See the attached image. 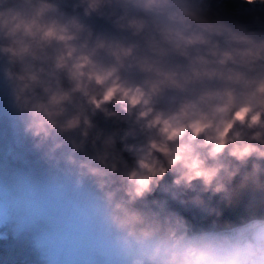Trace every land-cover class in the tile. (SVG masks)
<instances>
[{
    "label": "clouds",
    "instance_id": "clouds-1",
    "mask_svg": "<svg viewBox=\"0 0 264 264\" xmlns=\"http://www.w3.org/2000/svg\"><path fill=\"white\" fill-rule=\"evenodd\" d=\"M0 61L38 147L70 145L75 163L90 142L82 174L101 188L119 180L109 198L121 189L128 198L115 204L121 227L144 222L126 204L154 195L169 175L174 186L199 181L213 195L264 183V8L246 22L222 0H0ZM100 114L125 126L105 133ZM238 200L228 195L224 207ZM212 213L214 224L233 223L223 208ZM165 227L157 219L140 231L148 238ZM168 235L183 239L170 226ZM259 255L250 248L221 257L189 245L166 264H243Z\"/></svg>",
    "mask_w": 264,
    "mask_h": 264
},
{
    "label": "water",
    "instance_id": "water-1",
    "mask_svg": "<svg viewBox=\"0 0 264 264\" xmlns=\"http://www.w3.org/2000/svg\"><path fill=\"white\" fill-rule=\"evenodd\" d=\"M2 68L3 61H0V153L9 164L20 169L27 176L34 179H52L68 174L78 175L85 186L106 199L116 224L135 236L143 235L140 229L153 224L157 219L165 221L166 227L152 237L166 240L174 239L168 235V226L176 229L177 237L191 238L206 232L232 231L253 221H264V183L256 185L249 181L247 187L243 189H236L235 192L228 194L213 195L210 192H203V187L199 181L195 182L194 189L174 186L171 184L173 177L169 175L154 195L138 200L135 204H126L129 209H140L145 216L144 222L121 227L115 217L120 216L122 218L123 213L115 208V204L121 201L126 203L128 198L122 189L116 192L112 199L109 198V193L119 186V180L101 188L95 178L82 174L79 161L84 159L86 154H94L90 142L86 146L85 152L74 154L76 157L75 163L68 159L70 155H73L70 145H65L55 152L50 150L51 142L38 147V138H34L27 131L26 118L15 106L11 89L4 79ZM95 120L99 127L105 130V133L111 132L117 127L123 128L125 126L114 120H106L102 114L95 117ZM119 147H122V145L118 144ZM123 155L131 165L133 158L130 154L125 152ZM260 163L264 165V160ZM251 167L252 161H249L245 166H241V174L236 177L237 184H239L245 173L250 172ZM260 179L264 181V170L260 173ZM233 188L234 185H229L230 190ZM236 192L239 194L238 205L224 207L226 196L235 195ZM194 195L202 196L203 202L192 200L191 198ZM213 208H223L225 216L231 219L233 223L230 225L214 224L212 222ZM178 216L187 217L188 224L177 226ZM133 227L135 231H130V228ZM6 246L10 247L11 245Z\"/></svg>",
    "mask_w": 264,
    "mask_h": 264
},
{
    "label": "rangeland",
    "instance_id": "rangeland-1",
    "mask_svg": "<svg viewBox=\"0 0 264 264\" xmlns=\"http://www.w3.org/2000/svg\"><path fill=\"white\" fill-rule=\"evenodd\" d=\"M264 8V5H244L243 7L236 8V12L234 14H237L241 19L245 20L246 22H251L252 16L255 12H257L259 9ZM3 165V162L2 164ZM65 178H70V175L64 176ZM75 178V177H74ZM76 180V178L74 179ZM78 180V179H77ZM29 178L25 174H21L17 172L15 174V180H13V184H8L5 177L0 173V226L10 220H17L19 221L20 228H24L28 225H33L37 220L41 219V216L45 213L46 207L48 204L52 203L57 196V190L54 188H51L49 190H43V191H35V194H32L31 197L27 198L26 196L28 192L34 193L33 190L34 187L32 185H29ZM75 184H77L78 188L84 189L83 184H79L78 181H75ZM85 190V189H84ZM87 190V207H83L79 202H75L74 206L67 218L69 217V220L71 221L72 228L74 229L76 225H80L82 230H88L90 229L91 238L92 239V245L94 247L98 248V253L100 254L101 258L107 259L110 264H113L112 262V247H113V240H115L116 244L119 246L120 249H123L126 256H130L133 253H136L137 251L142 250L143 252L147 253L148 255L153 256L155 259H159L160 255L155 254V250L157 249L155 247L156 241L160 242L159 247L161 250L163 249H171L170 245H167L163 242V239L160 238H154V237H148L145 238L143 235L141 236H135L132 233L130 235L122 234L121 232H116L115 236L113 237L112 234L108 236V234H103V226L106 225H116L115 220L112 218V214L110 211V208L108 206V203L106 199L102 198L100 195H98L94 190L86 187ZM26 200V202H25ZM32 206V213L30 216V219L25 221L22 220V210L23 207H26V209L29 208V206ZM23 208V209H22ZM95 211L97 210L98 217L92 216L91 212L89 211ZM104 221V222H102ZM101 222V223H100ZM256 223L259 221H255ZM49 226L40 228L38 230L37 235L39 233H42L45 229H47ZM119 229H121L119 226H117ZM12 232L14 229H18V226L11 227ZM84 230V231H85ZM80 237H82L81 234H79ZM192 238V237H191ZM190 239V238H186ZM258 239H264V223L258 228L257 231L254 232L251 239H249L243 246L233 248L232 250L226 252V253H216L211 252L206 249V251L217 255V256H227L235 251L239 250H246L250 248H255L259 250V257L252 261H244L243 264H264V250H261L259 248V245L257 243ZM50 241V240H49ZM49 245L43 247L42 251L46 258V263L53 264L56 262V257H49L53 254H57L60 258V262H66L68 264H79L75 263L73 259L76 258V254H78L75 247H71L70 245H67L69 242V238L64 236H59V238L54 242H49ZM90 241V239H89ZM34 242V240H33ZM83 243H85V240H83ZM181 245H177L178 248ZM65 248V251H61ZM145 258V257H144ZM144 258L136 259L134 264H146V260ZM213 264H223L222 261H214Z\"/></svg>",
    "mask_w": 264,
    "mask_h": 264
},
{
    "label": "built area",
    "instance_id": "built-area-1",
    "mask_svg": "<svg viewBox=\"0 0 264 264\" xmlns=\"http://www.w3.org/2000/svg\"><path fill=\"white\" fill-rule=\"evenodd\" d=\"M63 179L64 176L52 178L48 181H44V185H39L40 182H38L34 178L30 179V185L34 187L35 191H43L45 188H54L57 190V197L54 202L49 206V209L46 214L47 221L49 222V225L47 226L49 227L45 229L42 233L36 235L35 242L39 245H43L47 244L49 240L52 241L59 236L67 237L70 240L71 247H75L78 252V254H76V263L95 264L97 263L95 261V251L89 245V239H91L92 235L90 233V229H88L84 233L80 225H76L73 229L69 217L67 218L75 202H79L85 208L87 207V190H82L80 188L77 190L76 193L69 194L65 190ZM32 194L34 193L29 191L26 196V200L27 198L31 197ZM26 210L27 211L24 214L25 218L29 215L28 209ZM89 211L91 212L92 216L98 217L97 210L92 211L89 209ZM263 223L264 222H262L261 225ZM257 226L258 223L250 222L227 233L206 232L198 236H194L190 239L183 238L180 242L181 245L179 247L195 245L202 249H207L209 251L225 253L234 247L244 245L247 240L252 237V232ZM102 232L104 235L108 234V236L112 234L113 237L115 236L116 232H121L122 234L130 235L129 232L119 229L115 225H104ZM79 234H81L82 237H80ZM42 237H44L45 239H41ZM83 240H85V243H83ZM168 241L173 246L172 250H175V247H177L176 240L170 239ZM258 244L261 249H264L263 239H259ZM114 250L116 251L114 256V261L116 262V264L134 263L135 258L122 257V254L116 245H114ZM172 250H162L160 254L162 259H160V262H163V259H166V256L170 254ZM144 257L145 255L143 253H139L136 256L137 259H142ZM99 264H107V261L103 260L99 262Z\"/></svg>",
    "mask_w": 264,
    "mask_h": 264
},
{
    "label": "trees",
    "instance_id": "trees-1",
    "mask_svg": "<svg viewBox=\"0 0 264 264\" xmlns=\"http://www.w3.org/2000/svg\"><path fill=\"white\" fill-rule=\"evenodd\" d=\"M222 4L225 9L231 13L236 12V8L243 7L244 0H222ZM252 16V14H251ZM3 162V165H1ZM0 173L5 177L8 184H13L15 180V174H17V169L9 164L0 155ZM77 181V180H75ZM26 202V200H25ZM32 204L28 208L29 216L24 217L26 213V207L22 209V220H29L32 213ZM49 209V204L46 207L45 213L41 216V219L37 220L33 225H28L24 228H20L18 231L13 230L12 224L14 222H19L17 220H10L0 226V264H44L46 261V256L43 254L42 247H38L33 242V236L40 230L43 225L49 224L45 220V215ZM6 245H11L7 247ZM155 247H160L159 243L155 244ZM143 252L142 250H140ZM131 254L130 256H125L128 258L135 257V255L140 252ZM60 261V256L53 254ZM146 264H160L151 255L145 253Z\"/></svg>",
    "mask_w": 264,
    "mask_h": 264
},
{
    "label": "bare ground",
    "instance_id": "bare-ground-1",
    "mask_svg": "<svg viewBox=\"0 0 264 264\" xmlns=\"http://www.w3.org/2000/svg\"><path fill=\"white\" fill-rule=\"evenodd\" d=\"M0 155L2 156V154L0 153ZM2 158H4L3 156H2ZM5 159V158H4ZM6 160V159H5ZM17 171H19L21 174H25L23 171H20V170H17ZM26 175V174H25ZM68 175H70V178H65V179H63L64 180V185H65V190H66V192L67 193H69V194H74V193H76L77 192V190L78 189H80V188H78L77 187V184H75V178H76V180L79 182V184H83L82 183V181L79 179V177H78V175H73V174H68ZM68 175H65V176H68ZM27 176V175H26ZM28 178H29V180L31 179L29 176H27ZM61 177V176H60ZM75 177V178H74ZM55 178H57V177H55ZM35 180H37L38 182H40L39 183V185H44L43 184V182L44 181H48L49 179H47V178H43V179H36L35 178ZM44 190H49V188H45ZM34 191V193H35V190H33ZM37 191H39V190H37ZM259 221V220H258ZM253 222H255V221H253ZM262 222H264V221H259V222H257L258 223V226L253 230V232H252V234H254V232L255 231H257L258 230V228L261 226V223ZM41 239H45L44 237H42ZM264 240V239H263Z\"/></svg>",
    "mask_w": 264,
    "mask_h": 264
}]
</instances>
